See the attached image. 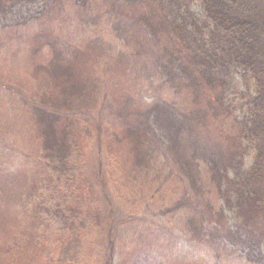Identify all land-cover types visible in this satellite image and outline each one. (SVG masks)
<instances>
[{
    "label": "trees",
    "instance_id": "trees-1",
    "mask_svg": "<svg viewBox=\"0 0 264 264\" xmlns=\"http://www.w3.org/2000/svg\"><path fill=\"white\" fill-rule=\"evenodd\" d=\"M57 1L0 0V17L41 4L38 11L4 28L46 19ZM93 1L74 0L85 25L93 22ZM106 3L110 28L118 42L127 46L131 38L136 39L131 60L137 58L134 72L148 88L170 89L178 98L148 94L150 109L141 131L133 130L131 160L122 164L118 159L107 160L101 143L92 148V135H100L102 124L117 127L122 109L113 110L107 103L108 92L100 87L98 78L102 76L97 70L99 63L111 65L124 57V52L99 36L88 38L82 49L70 43L53 46L42 88L29 95L19 94L40 136L31 161L36 177L27 203L32 204L29 211L35 219L38 240L47 249L46 264H95L99 216L93 184L99 181L119 192L128 211L124 218L132 224L128 227L141 228L143 220L156 219L160 228L168 231L172 229L170 223L178 228L184 222L196 237L200 232L194 227L196 221L183 216L196 209L197 201L188 192L165 198L166 185L172 176L185 177L201 191L194 174L204 165L211 174L223 176L224 202L223 209L213 210L210 218L197 223L207 228L205 234L210 240L237 257L264 264V0ZM79 50L94 51L96 69L80 72L73 63ZM231 72L238 74L240 83L231 88L229 99L225 92ZM203 89L206 97L202 107L199 100ZM116 106L120 107L118 101ZM237 111L241 112L239 120ZM210 117L219 125L229 120L235 124L232 137L226 136L235 140L229 141L233 149L226 156L218 143L206 145L200 136ZM158 121L165 131L155 124ZM142 131L148 136H141ZM111 137L118 141L115 130ZM140 137L148 143L138 144ZM182 148L189 149L188 157L181 154ZM246 148L251 149L252 157L243 169ZM172 160L179 167L177 171ZM224 209L231 215L229 224ZM10 252L11 248L6 250L8 264H15ZM106 253V264H141L139 258L127 261L128 253L117 257L114 244Z\"/></svg>",
    "mask_w": 264,
    "mask_h": 264
},
{
    "label": "rangeland",
    "instance_id": "rangeland-1",
    "mask_svg": "<svg viewBox=\"0 0 264 264\" xmlns=\"http://www.w3.org/2000/svg\"><path fill=\"white\" fill-rule=\"evenodd\" d=\"M91 6L93 12L91 21L94 23L88 25L81 20L80 7L74 0L57 1L56 7L48 13L46 19L37 23L4 28L13 24L15 20H22L28 14L38 11L41 7L40 3H35L22 12L16 11L10 16L0 17V264H8L10 261L9 256L6 257V250L9 248L15 264H46L47 249L38 240L35 219L29 211L32 204L27 203L30 199L33 179L36 177L31 161L37 154L40 136L36 133L37 128L30 120L29 113L24 110L19 94L29 95L30 92L42 88V81L50 70V61L54 55L53 46L70 43L82 49L88 38L99 36L105 42L117 45L124 52V57L111 65L99 63L97 70L102 76L98 78V82L102 84L100 87L108 92L107 103L113 110L115 107L122 109L117 127L112 124L106 126L102 124L100 135L97 136L96 132L92 135V148L95 149L97 144L101 143L104 158H108L107 160L118 159L121 164L126 159L131 160L129 158H132L135 143L133 130L135 128L141 131L142 122L150 109L148 94L178 98V95L170 89L164 88L160 91L155 87L148 88L142 82L140 75L134 72L133 65L138 66L137 58L131 62L135 50L133 42L136 39L131 38L129 40L131 43L129 42L127 46L118 42L110 28V21L105 11L106 0L105 2L94 0ZM92 53L94 51L88 50H79L76 53L78 57L73 63L81 73L87 72L88 69L90 71L91 68L96 69L92 63V57L96 55ZM89 73L92 78V72ZM104 74H107L105 78ZM238 77L237 73L231 72L228 78L225 93L228 94L229 99H231V88L239 87ZM204 91L203 89L199 100L202 107L206 97ZM117 101L120 107L116 106ZM154 114L156 116L157 112ZM236 115L239 120L241 112L237 111ZM218 123L210 117L207 129L202 131L200 136L206 145L211 141L218 143V148H221L226 156L227 151L233 149L230 148L229 141H235L226 136L234 134L235 124L232 120L220 125ZM155 124L165 131L162 123L158 121ZM127 129L129 130L126 131ZM114 130L117 132V142L111 137ZM147 134L146 131L140 133L143 137L148 136ZM142 143L148 141L140 137L138 144ZM182 149L181 154L188 157L189 149ZM250 150L245 149L243 169H246L251 162ZM170 163L174 164L175 171L179 169L177 163L174 161ZM231 172L230 170L228 173L231 175ZM211 173V169L204 165L194 174L199 181L197 185L201 191L193 188L190 180L185 177L172 176L166 185L165 198H173L182 192H188L197 201L195 210H189L184 216L182 215L184 218L191 217L196 221L194 227L200 230L198 234L195 233L196 237L183 226L184 222L179 223L178 228L174 223H168L172 228H168V231L161 229L157 223L159 220L156 219L143 220L141 228L128 227L132 224L127 220L128 218H124L128 211L120 201L119 192L105 182V187L101 181L98 184L94 182L93 194L98 200L99 216L94 248L95 264H106V252L113 244L117 257L120 258L119 253H128L127 255L130 256L126 257L127 261L139 258L141 264H251L237 257L219 242L210 240L205 234L208 233L207 228L202 229V225L197 223L203 218H210L209 214L213 210L217 212L223 209L222 183L225 181L221 173L219 175ZM91 174L93 178V173ZM223 212L226 223H231L228 210L224 209ZM16 245L21 247L18 248ZM115 264L119 263L115 262Z\"/></svg>",
    "mask_w": 264,
    "mask_h": 264
}]
</instances>
